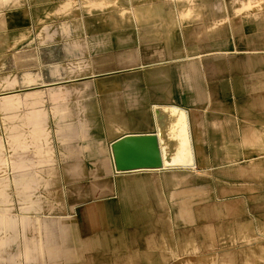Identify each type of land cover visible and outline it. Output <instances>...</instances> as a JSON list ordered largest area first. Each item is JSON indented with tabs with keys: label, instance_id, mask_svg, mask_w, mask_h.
Returning a JSON list of instances; mask_svg holds the SVG:
<instances>
[{
	"label": "crops",
	"instance_id": "1",
	"mask_svg": "<svg viewBox=\"0 0 264 264\" xmlns=\"http://www.w3.org/2000/svg\"><path fill=\"white\" fill-rule=\"evenodd\" d=\"M0 264H264V0H0Z\"/></svg>",
	"mask_w": 264,
	"mask_h": 264
},
{
	"label": "water",
	"instance_id": "2",
	"mask_svg": "<svg viewBox=\"0 0 264 264\" xmlns=\"http://www.w3.org/2000/svg\"><path fill=\"white\" fill-rule=\"evenodd\" d=\"M155 114L159 120L164 119L163 111L158 109ZM111 151L116 171L161 167V156L154 135L126 136L112 144Z\"/></svg>",
	"mask_w": 264,
	"mask_h": 264
},
{
	"label": "bare ground",
	"instance_id": "3",
	"mask_svg": "<svg viewBox=\"0 0 264 264\" xmlns=\"http://www.w3.org/2000/svg\"><path fill=\"white\" fill-rule=\"evenodd\" d=\"M178 130H180V132H182L184 130V126L183 125H179V127H177ZM183 135V133H181ZM183 160L181 162H183L184 164L188 163L190 161V154H188L187 152L184 151L183 155Z\"/></svg>",
	"mask_w": 264,
	"mask_h": 264
}]
</instances>
